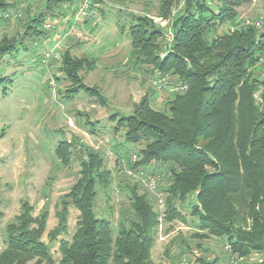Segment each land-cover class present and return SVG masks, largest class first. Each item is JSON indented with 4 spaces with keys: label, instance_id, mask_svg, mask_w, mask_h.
<instances>
[{
    "label": "trees",
    "instance_id": "1",
    "mask_svg": "<svg viewBox=\"0 0 264 264\" xmlns=\"http://www.w3.org/2000/svg\"><path fill=\"white\" fill-rule=\"evenodd\" d=\"M161 2L164 18L170 21V39L158 44L163 30L132 15L130 52L136 64L152 66L163 76H176L173 88L177 90L166 111L153 110L143 99L132 115L121 117L114 131L125 128L126 143H144L137 161L128 164L132 170L152 162L166 167L170 176L164 189L165 219L182 220L172 203L192 200L196 227L222 239L229 255L241 258L236 264H264L263 21L238 18L237 8L250 0ZM72 4L71 0H45L42 11L27 13L29 17L20 20L24 30L19 38L4 35L0 39V60L18 50L23 39L38 41L45 36V18L53 9L62 11ZM11 7L9 0H0V22ZM226 24L230 25L227 31H220ZM60 59L63 74L75 84L71 91L95 95L105 105L104 97L82 84L78 76L83 63L90 60L70 58L68 51ZM66 144L61 142L55 151L63 158L70 148ZM108 174L101 154L84 146L78 178L59 197L58 222L47 234L50 243L58 242L59 259L54 260L43 241L47 205L33 216V207L21 201L19 214L5 226L0 264H154L151 250L160 214L145 194L137 192V185L125 186L129 210L119 217L116 228L94 212L96 187H109ZM69 207L79 216L68 240L58 237L66 235ZM2 218L0 210V223ZM254 256L259 259L253 260Z\"/></svg>",
    "mask_w": 264,
    "mask_h": 264
},
{
    "label": "rangeland",
    "instance_id": "2",
    "mask_svg": "<svg viewBox=\"0 0 264 264\" xmlns=\"http://www.w3.org/2000/svg\"><path fill=\"white\" fill-rule=\"evenodd\" d=\"M161 1L96 0L75 25L73 5L64 10L67 11L63 18L55 17L61 10L55 8L54 17L45 18L44 24L49 25L44 28L45 36L38 41L23 39L18 50L0 60V78L8 77L0 82V210L3 213L0 251L5 247V226L19 214L20 202L25 201L33 207V216L47 205L49 215L43 241L54 260L59 259L58 242L50 243L47 234L58 222L55 212L59 197L78 178L80 154L85 146L101 154L111 180L109 187L102 184L96 187L93 205L97 217L109 220L116 228L119 217L129 210L127 184L137 185V192L145 194L160 214L151 250L154 264H201L198 259L209 264L241 262V258L229 255L222 239L196 227L197 221L191 215L192 200L172 203L182 220L164 218V189L170 176L165 173L166 167L152 162L128 173L124 167L131 163L132 156L139 158L137 154L144 143H126L125 128L114 131L118 121L132 115L146 98L153 110L166 111L177 90L173 88L176 76H163L152 66L136 64L130 52L128 27L134 22L132 15L144 17L163 30L158 44L170 39V21L164 18ZM9 2L12 7L6 11L8 17L0 22V39L4 35L19 38L24 30V22L20 20L29 17L27 13L34 15L42 11L45 0ZM237 11L240 20H259L264 24V0H250ZM229 26L226 24L220 31H227ZM56 42H60L56 56L45 61L44 54ZM65 51L75 60L83 57L90 60L81 65L78 76L82 84L93 87L104 97L105 105L95 95L71 91L75 84L63 74L60 59ZM254 97L258 102L257 93ZM61 142H69L66 145L70 147L64 158L55 152ZM154 171L159 172L156 175L160 180L152 191L144 184V177ZM78 216L79 212L69 207L66 235L58 238L70 239Z\"/></svg>",
    "mask_w": 264,
    "mask_h": 264
},
{
    "label": "built area",
    "instance_id": "3",
    "mask_svg": "<svg viewBox=\"0 0 264 264\" xmlns=\"http://www.w3.org/2000/svg\"><path fill=\"white\" fill-rule=\"evenodd\" d=\"M74 4V14H73V17H72V23L73 25H75L79 20H81L83 17H85L87 11H89V8L93 2V0H71ZM4 17L7 18L8 17V14H4ZM18 17H21V13L18 15ZM72 25V26H73ZM43 30L44 28L47 29L49 28V25L48 24H43ZM58 45H60V42H56L55 45L50 48V50H48L46 52V54H44V60L46 61L49 57H53V56H56L57 52H56V47H58ZM131 163H135L136 160H137V157L136 156H132L131 159H130ZM125 167V170L126 172H131L132 169L126 165L124 166ZM141 170V169H140ZM141 172L142 174V170L139 171V173ZM144 184L147 185V187L154 191L156 189V186L160 180V176L158 175H148L146 177H144Z\"/></svg>",
    "mask_w": 264,
    "mask_h": 264
},
{
    "label": "crops",
    "instance_id": "4",
    "mask_svg": "<svg viewBox=\"0 0 264 264\" xmlns=\"http://www.w3.org/2000/svg\"><path fill=\"white\" fill-rule=\"evenodd\" d=\"M67 7V6H66ZM66 7H63L62 8V11H59L58 13V15H55V17H60V18H63L65 15H66V11H64L65 9H68V7L66 8ZM52 15V17H54V15H53V13L51 12L50 14H49V16H51ZM51 18V17H50Z\"/></svg>",
    "mask_w": 264,
    "mask_h": 264
}]
</instances>
